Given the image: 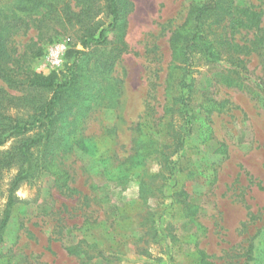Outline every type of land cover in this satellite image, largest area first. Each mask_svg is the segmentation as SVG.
<instances>
[{"label": "rangeland", "instance_id": "obj_1", "mask_svg": "<svg viewBox=\"0 0 264 264\" xmlns=\"http://www.w3.org/2000/svg\"><path fill=\"white\" fill-rule=\"evenodd\" d=\"M208 2L124 0L120 28L89 48L82 24L50 29L30 69L62 81L76 70L58 133L71 148L56 175L41 171L15 191L0 264H203L201 251L213 264H264V0H217L201 38L174 54L171 36L182 28L186 46L196 31L188 13ZM103 6L96 34L112 21ZM37 35L32 24L20 31L16 53ZM116 43L123 51L105 68ZM50 94L14 99L6 112L27 117ZM145 132L158 150L131 168ZM16 172H2L0 219Z\"/></svg>", "mask_w": 264, "mask_h": 264}, {"label": "trees", "instance_id": "obj_2", "mask_svg": "<svg viewBox=\"0 0 264 264\" xmlns=\"http://www.w3.org/2000/svg\"><path fill=\"white\" fill-rule=\"evenodd\" d=\"M77 1L81 5L78 11L65 1L64 5L59 6L60 3L55 0H0V79L10 89L21 93V95L11 94L5 87L0 86V147L13 141L8 150L0 153V178L5 169L15 168L17 170L9 185L7 202L0 219V246L4 242L3 233L16 203L15 191L20 184L36 177V174L41 171H53L56 175L57 169L54 168L57 156L71 148V143L62 142L63 137L58 133L61 132L66 121V110L69 104L74 105V102L68 101L67 96L70 92L77 90L78 85L81 84L80 79L76 77V70L71 72L69 79L62 81L56 71L48 75L32 71L31 61L43 54L42 45L45 41H53L54 34L49 31L55 24L61 25L65 22L82 24L86 31L83 46L88 48L94 42L104 44L107 41L108 31L120 28L119 21L124 0H103L102 9L112 16V21L107 28L102 27L98 34L96 33L100 25L92 22L97 14L94 8L98 0ZM216 2L217 0H210L205 6L190 9L185 25L193 20L192 27L196 31L193 32L189 39L191 41L186 46H183L187 40L182 28L173 33L170 44L174 54H180L181 51L186 54L193 40L201 38L200 18L205 12L214 9ZM31 24L38 30L37 40L28 41L24 50L17 54L13 44L15 38L20 31L29 29ZM122 51L119 43H116L104 58L105 68L110 67ZM77 52L83 53L84 51ZM47 91L51 93L50 97L40 103H32L30 105L32 111L27 117L7 114L6 108L14 99L24 101L32 93ZM262 92L264 94V87H262ZM187 107L186 103H183V109ZM143 124L148 125L149 120ZM186 134L185 130L184 135L177 138L172 153H177L184 147ZM139 141L141 145L128 158L131 168L137 166L142 158L158 150L155 148L153 136L148 135L147 132L143 134L142 139L139 138ZM166 162L171 163L172 161L168 159ZM60 176L56 177V181L60 180ZM201 255L203 264H213L207 260L204 251H201Z\"/></svg>", "mask_w": 264, "mask_h": 264}, {"label": "built area", "instance_id": "obj_3", "mask_svg": "<svg viewBox=\"0 0 264 264\" xmlns=\"http://www.w3.org/2000/svg\"><path fill=\"white\" fill-rule=\"evenodd\" d=\"M52 56H54V53H51Z\"/></svg>", "mask_w": 264, "mask_h": 264}]
</instances>
